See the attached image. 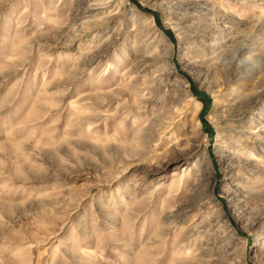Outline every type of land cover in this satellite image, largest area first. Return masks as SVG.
<instances>
[{"label":"rangeland","instance_id":"obj_1","mask_svg":"<svg viewBox=\"0 0 264 264\" xmlns=\"http://www.w3.org/2000/svg\"><path fill=\"white\" fill-rule=\"evenodd\" d=\"M0 264H264V0H0Z\"/></svg>","mask_w":264,"mask_h":264}]
</instances>
